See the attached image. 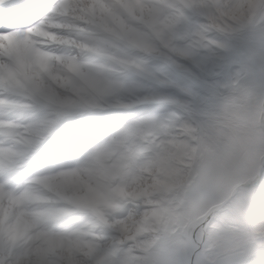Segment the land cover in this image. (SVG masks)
<instances>
[{
  "label": "snow or ice",
  "instance_id": "snow-or-ice-1",
  "mask_svg": "<svg viewBox=\"0 0 264 264\" xmlns=\"http://www.w3.org/2000/svg\"><path fill=\"white\" fill-rule=\"evenodd\" d=\"M205 2L0 0V264H264V211H253L256 186L264 183V29L209 41ZM253 10L264 12V0ZM117 25L139 26L130 55L107 51ZM93 57L106 63L96 66ZM95 67L115 73L116 86L137 99L134 107L150 121L141 143L162 154L166 172L176 171L166 162L178 155L174 195L145 212L133 243L123 239L126 218L91 239L30 240L18 222L9 223L3 205L16 195L5 188L18 187L34 160L59 155L71 162L74 150L86 149L88 137L70 132L59 111L45 110L62 91L78 96L76 85L91 80ZM155 108L165 110H149ZM60 143L72 148L56 153ZM171 145L178 152H168ZM138 158L129 145L75 202L93 197L106 223L107 210L124 197L125 185L114 180Z\"/></svg>",
  "mask_w": 264,
  "mask_h": 264
},
{
  "label": "clouds",
  "instance_id": "clouds-1",
  "mask_svg": "<svg viewBox=\"0 0 264 264\" xmlns=\"http://www.w3.org/2000/svg\"><path fill=\"white\" fill-rule=\"evenodd\" d=\"M254 2L206 0L201 8L209 26L206 38L222 40L228 32L264 29V12H254ZM128 23L133 22L128 20ZM138 28L137 25L123 31L119 25L115 26L114 32L119 35L109 34L108 53L130 55L129 45L140 40ZM35 35L50 37L51 33L37 29ZM91 59L96 66L106 63L105 57ZM117 80L115 73L95 67L91 80L76 85L78 96L73 99L71 90L62 91L55 108L45 110L59 111L67 129L88 137L89 142L84 151L74 150L71 162L59 155L47 163L34 160L23 168L16 182L18 187L5 188L6 192L12 191L16 195V200L4 201L3 208L10 214L9 223L18 222L19 229L28 239L38 242L69 237L91 239L92 234L108 231L113 223L126 218L128 223L123 239L133 243L141 231L138 225L145 222V212L173 197L172 188L181 167L179 157L171 156L166 162V167L176 171L166 172L159 163L162 154L148 150L141 143L144 133L150 130V121L141 109L134 107L137 99L116 86ZM43 115L44 112L38 114ZM129 145L137 146L139 158L127 176L115 178L116 185H125L124 197L120 199L119 208L107 210L105 223L93 211L96 206L93 197L90 196L86 203L77 204L75 196L88 191L101 174L111 170L114 161L124 158ZM15 147L19 151V147ZM71 148L70 143H60L55 145V152L63 153ZM167 151L178 152V145L169 146ZM137 175L141 177L139 180L134 179ZM115 195L119 198V193ZM257 203L264 208V183L256 186L255 206Z\"/></svg>",
  "mask_w": 264,
  "mask_h": 264
},
{
  "label": "rangeland",
  "instance_id": "rangeland-1",
  "mask_svg": "<svg viewBox=\"0 0 264 264\" xmlns=\"http://www.w3.org/2000/svg\"><path fill=\"white\" fill-rule=\"evenodd\" d=\"M149 110H151V111H163V110H165V109H163V108H155V109H149ZM253 211L259 213V212H261V211H264V208H262V207L257 203L256 206L254 207Z\"/></svg>",
  "mask_w": 264,
  "mask_h": 264
}]
</instances>
